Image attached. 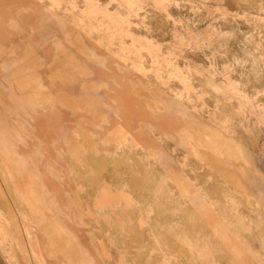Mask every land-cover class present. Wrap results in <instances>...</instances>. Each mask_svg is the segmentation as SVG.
<instances>
[{
	"label": "rangeland",
	"instance_id": "374dc122",
	"mask_svg": "<svg viewBox=\"0 0 264 264\" xmlns=\"http://www.w3.org/2000/svg\"><path fill=\"white\" fill-rule=\"evenodd\" d=\"M133 3H0V264H264V0Z\"/></svg>",
	"mask_w": 264,
	"mask_h": 264
},
{
	"label": "bare ground",
	"instance_id": "6f19581e",
	"mask_svg": "<svg viewBox=\"0 0 264 264\" xmlns=\"http://www.w3.org/2000/svg\"><path fill=\"white\" fill-rule=\"evenodd\" d=\"M4 0H0V3L3 2ZM130 3L134 2L137 3L134 0H128ZM133 3V4H134ZM76 18V17H75ZM77 19V18H76ZM80 19H78L79 22ZM89 20V19H88ZM77 21V20H76ZM80 24V23H79ZM80 27V26H79ZM91 27V26H90ZM92 28V27H91ZM86 36V35H85ZM87 38V37H86ZM85 38V39H86ZM136 40V39H135ZM134 40V41H135ZM87 41V40H85ZM93 41V40H92ZM94 42V41H93ZM97 44V43H96ZM89 47V44H88ZM46 64V63H45ZM31 82V81H30ZM33 83V82H31ZM45 83V82H44ZM34 90V88H33ZM0 101L2 100L3 104L5 106H7L11 101L10 99L7 97V94L4 95L3 90H0ZM50 104V103H49ZM11 106V105H10ZM56 117L58 119H61L62 116L61 115H56ZM57 118L55 120H57ZM72 131V130H71ZM70 135V139H71V146L72 148L75 147L77 154L74 156L75 157H81L83 159V161L85 162V164H87L86 171L87 172H99L101 169L106 168L109 165H113L115 162L111 161L110 158L108 157V150H106V148L100 144L99 141L97 140H92L91 136L89 135V133L87 131L84 130V132L82 133V136L84 137L83 140L84 143H81V145L79 146L76 142V136L74 134H69ZM76 153V152H75ZM92 165L94 167V169L92 170L91 168H89V166ZM2 207V206H1ZM0 210H3L4 207L1 208ZM8 225V224H7ZM6 232V231H5ZM4 232V233H5ZM2 233V232H0ZM9 233V232H8ZM4 237V241H2V243H0V245L2 246L3 242L6 241L7 238H5L7 235V233L4 235L2 234ZM1 236V235H0ZM9 237V234L8 236ZM2 238V236H1ZM11 238V237H10ZM3 239V238H2ZM1 239V240H2ZM28 241V240H27ZM26 242V240H25ZM29 242V241H28ZM23 243V242H22ZM18 246V245H17ZM13 251V249H12ZM38 251V250H37ZM15 253V252H14ZM17 261V259H16Z\"/></svg>",
	"mask_w": 264,
	"mask_h": 264
},
{
	"label": "crops",
	"instance_id": "0c3cea01",
	"mask_svg": "<svg viewBox=\"0 0 264 264\" xmlns=\"http://www.w3.org/2000/svg\"><path fill=\"white\" fill-rule=\"evenodd\" d=\"M115 127V126H114ZM114 127H111V128H109L106 132H110V133H113V135H115V130H113L114 132H112V129L114 128ZM89 177V176H88ZM88 177H87V179H88ZM92 180V178L90 179V181Z\"/></svg>",
	"mask_w": 264,
	"mask_h": 264
}]
</instances>
